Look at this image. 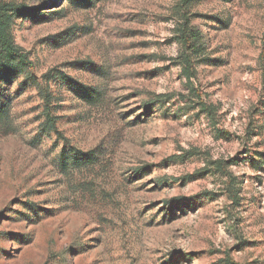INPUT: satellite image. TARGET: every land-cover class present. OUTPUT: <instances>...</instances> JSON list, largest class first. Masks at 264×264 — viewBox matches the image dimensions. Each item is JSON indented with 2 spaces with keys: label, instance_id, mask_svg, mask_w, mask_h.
I'll list each match as a JSON object with an SVG mask.
<instances>
[{
  "label": "rangeland",
  "instance_id": "obj_1",
  "mask_svg": "<svg viewBox=\"0 0 264 264\" xmlns=\"http://www.w3.org/2000/svg\"><path fill=\"white\" fill-rule=\"evenodd\" d=\"M0 4V264H264V0Z\"/></svg>",
  "mask_w": 264,
  "mask_h": 264
},
{
  "label": "trees",
  "instance_id": "obj_2",
  "mask_svg": "<svg viewBox=\"0 0 264 264\" xmlns=\"http://www.w3.org/2000/svg\"><path fill=\"white\" fill-rule=\"evenodd\" d=\"M15 11L16 9L13 7L11 8L10 5L0 4V80H2L6 74H23L24 70L21 68H32V63L27 55L13 45L10 37V22ZM181 42H183V40ZM187 49L189 52L198 51V48L195 46L187 47ZM2 61H5L4 65H1ZM189 61L190 57L184 56L182 65L186 67L187 63H190Z\"/></svg>",
  "mask_w": 264,
  "mask_h": 264
}]
</instances>
